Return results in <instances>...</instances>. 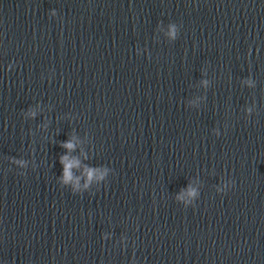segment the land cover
Here are the masks:
<instances>
[{"label":"clouds","instance_id":"9594fccd","mask_svg":"<svg viewBox=\"0 0 264 264\" xmlns=\"http://www.w3.org/2000/svg\"><path fill=\"white\" fill-rule=\"evenodd\" d=\"M63 146L66 147V148H69V149H71L73 147V145L71 143H66ZM66 159H67L66 157L62 158L61 159V162L64 163ZM68 167H70V165H66V169H65V179H69L70 178V175H69V173L67 171V168Z\"/></svg>","mask_w":264,"mask_h":264}]
</instances>
